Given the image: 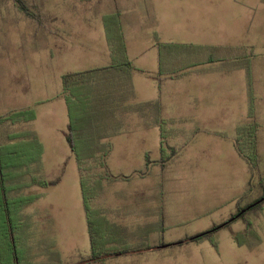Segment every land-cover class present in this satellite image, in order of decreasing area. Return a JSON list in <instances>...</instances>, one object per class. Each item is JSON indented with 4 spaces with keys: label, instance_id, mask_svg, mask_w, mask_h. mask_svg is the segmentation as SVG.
Listing matches in <instances>:
<instances>
[{
    "label": "crops",
    "instance_id": "crops-1",
    "mask_svg": "<svg viewBox=\"0 0 264 264\" xmlns=\"http://www.w3.org/2000/svg\"><path fill=\"white\" fill-rule=\"evenodd\" d=\"M30 14L14 0H0L2 42L13 43L16 58L23 59L18 67L25 68L16 73L11 99L21 101L13 110L32 105L27 51L36 42L37 22ZM155 23L156 31L135 58L128 46L110 45L103 34L101 63L68 71L73 76L63 82L64 97L56 101L67 116L61 139L67 142L72 123L83 168L92 166V186L82 190L74 162L78 184L62 197L72 198L71 221L90 246L87 256L99 257L93 264H129L158 254L166 225L195 220L188 203L185 211H174L173 196L186 179L192 198L199 178L213 173L233 177L230 201L250 193L253 176L238 142L247 138L250 125L256 126V149L264 142V113L259 117L255 111L264 106V48L257 40L264 0H164ZM62 140L64 158L71 159L70 145ZM180 162L189 166L188 175L178 171Z\"/></svg>",
    "mask_w": 264,
    "mask_h": 264
},
{
    "label": "rangeland",
    "instance_id": "rangeland-1",
    "mask_svg": "<svg viewBox=\"0 0 264 264\" xmlns=\"http://www.w3.org/2000/svg\"><path fill=\"white\" fill-rule=\"evenodd\" d=\"M21 1L25 8L23 10L35 14L37 22L36 42L27 51V57L31 60V65L26 62L31 83L29 97L32 105L29 109L13 110L21 101L11 99L15 97L13 91L18 85L16 73L25 68L18 67L23 59L16 58V47L10 40L2 42L3 30L0 34V117L24 112V117L15 124L1 123L0 142L1 145H16L24 149L25 159H28V164L6 170L12 190L9 195L32 198L14 215V222L18 221L20 225L14 231L17 260L12 264H77L89 258L90 246L82 237L81 228L71 221L68 203L72 198L62 197L66 190L71 192L78 184L77 169L72 167L78 159L71 148L68 151H71L72 158H64L59 133L65 127L67 116L62 114L56 101L64 97L60 91L68 71L88 69L103 60L101 46L105 39L103 34H107L106 26L113 35V45L128 46L131 58L137 57L148 44L152 30L156 31L155 21L164 0ZM259 31L258 47L263 49L264 28ZM63 34L72 41H68L70 39ZM263 107L255 110L259 117L264 113ZM75 113L72 108L73 118H76ZM241 138L244 142L243 136ZM62 141L67 146V142ZM184 143H187V136ZM75 146L77 152H83L79 142L76 141ZM180 163L182 165H177L180 168L178 171L188 175L189 166ZM257 163L250 193L233 201L229 199L228 189L233 187L231 175L213 173L206 179L200 177V186L193 198L190 193L194 191L189 188L187 179L183 181L173 196L174 211H185L188 203L191 206L190 215L195 220L186 224L166 225L162 234L164 243L158 246L159 253H150L142 261L132 259L134 261L129 264H264V205L257 216L251 213L245 215L252 223L251 228H247L242 220L233 222L215 235V246L209 241L180 244L187 237L227 221L237 212L236 206L240 202L246 206L263 195L264 142L257 148ZM91 168L89 166L83 172L78 169L83 179L81 185L83 183L88 191L92 186ZM58 176H61L58 186L43 187L39 184ZM32 180L37 184H32ZM39 194L42 195L40 200ZM3 258L0 257V264H8L7 259ZM102 264L123 263L108 260Z\"/></svg>",
    "mask_w": 264,
    "mask_h": 264
},
{
    "label": "trees",
    "instance_id": "trees-1",
    "mask_svg": "<svg viewBox=\"0 0 264 264\" xmlns=\"http://www.w3.org/2000/svg\"><path fill=\"white\" fill-rule=\"evenodd\" d=\"M15 3L21 4L20 7H22V12L26 13L23 9L24 5L21 0H14ZM26 15H29L27 12ZM30 17H32V14H30ZM107 30V37H108V43L110 45H113V35L111 36L110 33V28L106 26ZM115 46V45H114ZM121 46V44H120ZM126 67L132 68L130 62L127 61ZM73 75H66L64 77V85L67 84L69 79ZM24 117V112H13L12 114L5 116V117H0V125L1 123L4 122H10L12 124H15L20 120V118ZM30 118L33 119V117ZM246 134L247 138H245L244 142H238L237 150L240 155L244 156L246 158L251 172L252 176L255 175L257 172V149H256V141H255V132H256V126L255 125H250L247 126L246 129ZM74 129L72 123H70L68 127V132L65 134L66 140L68 144L70 145V148L74 153H77V159H78V168L81 172L84 171L83 165L81 163L82 158L80 156L81 153L77 152V148L74 143ZM9 140H13V138H9ZM243 141V140H242ZM12 147V148H11ZM17 148V149H16ZM161 153H162V163L166 161V156H165V150L163 146L161 147ZM25 153L24 149L20 148L19 146L16 145H1L0 142V257H4L7 259L8 264L15 263V260H17V251L15 249V236H14V231L17 230V227L20 225L19 222H14V215L17 213V209L28 204L29 201L32 198L29 197H10L9 193L12 191L9 187L8 180L9 176L7 174L6 170H9L13 167H18L23 164H28V159H25ZM60 177L58 176L54 180L50 181H42L39 184L43 187H49V186H55L60 182ZM83 182V179H82ZM32 184H37L35 180H32ZM251 186V184H250ZM84 184L82 183V190H83ZM264 205V193L263 195L251 202L250 204L246 206H238L237 212L231 217L218 225L212 226L209 230L198 233L196 235L190 236L185 238L184 240L180 241V244H185L189 242H195L199 243L202 241H209L212 243L213 246H215V240L214 237L215 235L221 230L232 224L233 222H236L238 220H242V222L245 224L247 228H251L252 223L248 218L245 217L246 214L251 213L254 216H257L260 211H262V206ZM84 208L86 212V216H88L89 213V207L87 203V197H85L84 194ZM89 231L91 235V224L89 222ZM91 242L93 244V240L91 238ZM111 255H116V254H111ZM3 258V259H4ZM99 257L95 256L93 253L91 256L85 260L78 262L77 264H91L98 262Z\"/></svg>",
    "mask_w": 264,
    "mask_h": 264
}]
</instances>
